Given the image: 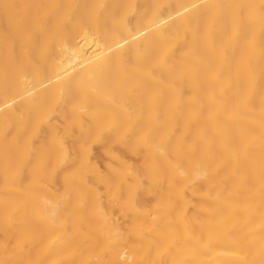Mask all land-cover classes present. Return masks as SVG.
Masks as SVG:
<instances>
[{"label": "bare ground", "instance_id": "1", "mask_svg": "<svg viewBox=\"0 0 264 264\" xmlns=\"http://www.w3.org/2000/svg\"><path fill=\"white\" fill-rule=\"evenodd\" d=\"M0 264H264V0H0Z\"/></svg>", "mask_w": 264, "mask_h": 264}]
</instances>
